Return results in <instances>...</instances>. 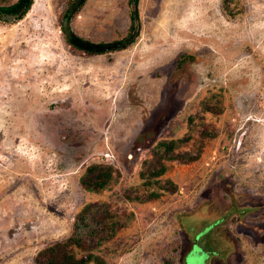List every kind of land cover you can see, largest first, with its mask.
Here are the masks:
<instances>
[{"label":"rangeland","instance_id":"rangeland-1","mask_svg":"<svg viewBox=\"0 0 264 264\" xmlns=\"http://www.w3.org/2000/svg\"><path fill=\"white\" fill-rule=\"evenodd\" d=\"M74 1L0 18V264H264V0Z\"/></svg>","mask_w":264,"mask_h":264},{"label":"trees","instance_id":"trees-1","mask_svg":"<svg viewBox=\"0 0 264 264\" xmlns=\"http://www.w3.org/2000/svg\"><path fill=\"white\" fill-rule=\"evenodd\" d=\"M32 0H16L14 3L11 4V0H0V2L2 3L0 5V12H5L7 14H18L20 11L24 12L22 13L25 14L26 11L29 9V6L31 4ZM138 2L139 0H130V4L131 6V10H132V30L133 32H131L130 37H127L121 41H117L113 44H117L118 47L115 49H124L127 48L129 45V42L131 40L134 39V36L137 35L138 33V23H140V19H139V12H138ZM83 4L82 2H79V0H75L74 2H71L70 7H73L72 10H70L69 8L67 9V11L64 14V18H67L69 16L70 21L73 18V15L75 16V13L79 12V5ZM72 11V12H71ZM21 14L19 15V17L22 16ZM63 17V14H62ZM63 29V27H62ZM137 30V32H136ZM66 37V36H65ZM66 40L68 41V43L76 50H79L81 52H84L88 55H92L94 53H103V50H99V51H93V47L95 46H101V48L106 47L108 45L111 44H91L89 41H86L82 38H80L79 36H76L75 34H73V38L72 40H69L66 37ZM134 41V40H133ZM131 41V42H133ZM124 43V44H123ZM121 44H123L121 46ZM172 145V143L170 144V146ZM163 146H166L169 149V145L167 144H163ZM92 173H96L97 175L95 176V178L92 179L89 182H85V185H87L88 189L91 190H100L102 188H104L107 183H108V179L111 176V171L109 170H105L102 169L98 166H93L89 168V175H91ZM162 172H158L153 174L154 176L156 175H160ZM89 209V208H88ZM88 209H85V213H89ZM86 214L84 215V219H82V221L87 220ZM95 217V216H93ZM85 223H87L85 221ZM109 227L106 226V233H105V237L99 239V243L102 244L103 242L107 241V240H111L114 237L115 234V227L108 225ZM107 232H109L107 234ZM97 232L95 231H88L87 235H89V237H91L92 235H95ZM81 234L78 233V237H75V241L80 244L83 242V236H81L79 238ZM59 246H53V247H49L46 248L44 250H42L37 258L36 263L37 264H105V262L101 259H95L93 263H90L92 261V259H94V256L92 254H89L87 257H83V258H76L75 256H73L70 253L64 252L62 253V251H60V249L58 248Z\"/></svg>","mask_w":264,"mask_h":264},{"label":"water","instance_id":"water-1","mask_svg":"<svg viewBox=\"0 0 264 264\" xmlns=\"http://www.w3.org/2000/svg\"><path fill=\"white\" fill-rule=\"evenodd\" d=\"M81 1H83V0H79V2H81ZM72 12V11H71ZM22 12L20 11L18 14H7V13H5V12H0V18L2 19V20H7V21H9V20H13V19H15V18H17V17H19V15L21 14ZM62 27H63V32H64V34H65V36L69 39V40H72V38H73V32H72V29H71V24H70V18H69V16L67 17V18H65L63 21H62ZM136 32H137V30H136ZM124 44V43H123ZM123 44H121V46L123 45ZM118 47V45L117 44H111V45H108V46H106V47H103V48H101V46H95V47H93L92 49H93V51H99V50H103V51H108V50H110V49H115V48H117ZM198 237V236H197ZM195 248L197 247V244L194 246ZM197 253H195L194 251H193V255H192V257H191V259H190V261H188V263H190V264H197V261H199V259H197L196 257H194L195 255H196ZM195 258V259H194ZM187 263V264H188Z\"/></svg>","mask_w":264,"mask_h":264},{"label":"flooded vegetation","instance_id":"flooded-vegetation-1","mask_svg":"<svg viewBox=\"0 0 264 264\" xmlns=\"http://www.w3.org/2000/svg\"><path fill=\"white\" fill-rule=\"evenodd\" d=\"M196 244H197V243H196ZM196 244H193L192 247H191V249L187 251V253H186L185 257H184V261H185L186 264L188 263V261H190L192 255H193V251H194L195 253H197V251H199L198 249H196V248L194 247ZM197 245H198V244H197ZM199 246H200L201 249H203V247L201 246V244H199ZM203 252H204V251H203ZM204 253H205V252H204Z\"/></svg>","mask_w":264,"mask_h":264},{"label":"clouds","instance_id":"clouds-1","mask_svg":"<svg viewBox=\"0 0 264 264\" xmlns=\"http://www.w3.org/2000/svg\"><path fill=\"white\" fill-rule=\"evenodd\" d=\"M197 238H198V237H197ZM197 238H196V239H197Z\"/></svg>","mask_w":264,"mask_h":264}]
</instances>
